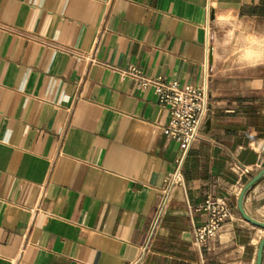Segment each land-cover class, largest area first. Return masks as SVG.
I'll return each instance as SVG.
<instances>
[{
    "label": "crops",
    "instance_id": "obj_1",
    "mask_svg": "<svg viewBox=\"0 0 264 264\" xmlns=\"http://www.w3.org/2000/svg\"><path fill=\"white\" fill-rule=\"evenodd\" d=\"M238 33L264 42V0H0V264L137 262L180 147L154 89L119 72L130 65L181 85L208 72L211 95L140 264H256L264 228L238 203L264 169V48L228 62ZM208 195L233 213L201 249ZM243 207L264 222V176Z\"/></svg>",
    "mask_w": 264,
    "mask_h": 264
},
{
    "label": "built area",
    "instance_id": "obj_2",
    "mask_svg": "<svg viewBox=\"0 0 264 264\" xmlns=\"http://www.w3.org/2000/svg\"><path fill=\"white\" fill-rule=\"evenodd\" d=\"M207 52L210 53L209 45ZM119 72L124 77L132 78L138 89H154L158 105L167 109L170 115L164 133L180 147L176 168L164 178L148 234L141 245L139 258L134 263L140 264L152 249V243L170 208L175 190L185 187L182 167L194 142L201 136L210 111L209 73H206L202 85L193 86L181 85L179 81L163 76H149L134 65L119 69ZM232 164L236 170H242L235 159H232ZM196 209L205 212L206 221L203 225L195 227L193 244L201 249L209 248L221 227L232 217L233 209L226 199L213 195H208L204 203Z\"/></svg>",
    "mask_w": 264,
    "mask_h": 264
},
{
    "label": "rangeland",
    "instance_id": "obj_3",
    "mask_svg": "<svg viewBox=\"0 0 264 264\" xmlns=\"http://www.w3.org/2000/svg\"><path fill=\"white\" fill-rule=\"evenodd\" d=\"M264 48V42L254 34H237L233 39L227 38L222 41L223 59L228 62H238L240 59L248 62L256 61L257 50Z\"/></svg>",
    "mask_w": 264,
    "mask_h": 264
},
{
    "label": "water",
    "instance_id": "obj_4",
    "mask_svg": "<svg viewBox=\"0 0 264 264\" xmlns=\"http://www.w3.org/2000/svg\"><path fill=\"white\" fill-rule=\"evenodd\" d=\"M207 126L209 127L210 121H207ZM264 176V169H262L261 171H259L252 179L251 181H249L247 183V185L244 187V189L242 190L241 194H240V198H239V203H238V207L240 212L242 213L243 217L251 222L252 224L262 227L264 228V222L262 221H258L256 219H254L253 217H251L249 214L246 213L244 207H243V201H244V197L247 193V191L262 177ZM263 251H264V238L261 240L260 245H259V249H258V253H257V260H256V264H262L263 263Z\"/></svg>",
    "mask_w": 264,
    "mask_h": 264
}]
</instances>
